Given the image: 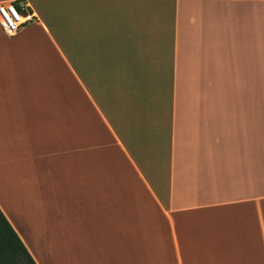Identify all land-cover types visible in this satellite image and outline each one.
<instances>
[{
	"label": "crops",
	"instance_id": "crops-1",
	"mask_svg": "<svg viewBox=\"0 0 264 264\" xmlns=\"http://www.w3.org/2000/svg\"><path fill=\"white\" fill-rule=\"evenodd\" d=\"M0 210L36 264H264V0H0Z\"/></svg>",
	"mask_w": 264,
	"mask_h": 264
},
{
	"label": "trees",
	"instance_id": "trees-1",
	"mask_svg": "<svg viewBox=\"0 0 264 264\" xmlns=\"http://www.w3.org/2000/svg\"><path fill=\"white\" fill-rule=\"evenodd\" d=\"M18 4L19 2H15ZM0 264H36L0 210Z\"/></svg>",
	"mask_w": 264,
	"mask_h": 264
},
{
	"label": "built area",
	"instance_id": "built-area-1",
	"mask_svg": "<svg viewBox=\"0 0 264 264\" xmlns=\"http://www.w3.org/2000/svg\"><path fill=\"white\" fill-rule=\"evenodd\" d=\"M0 9H4L3 12H0V27L10 36L37 20L36 15L25 2L0 3Z\"/></svg>",
	"mask_w": 264,
	"mask_h": 264
},
{
	"label": "snow or ice",
	"instance_id": "snow-or-ice-1",
	"mask_svg": "<svg viewBox=\"0 0 264 264\" xmlns=\"http://www.w3.org/2000/svg\"><path fill=\"white\" fill-rule=\"evenodd\" d=\"M4 11V9H0V12H3Z\"/></svg>",
	"mask_w": 264,
	"mask_h": 264
}]
</instances>
